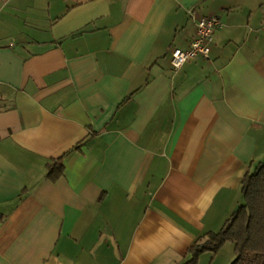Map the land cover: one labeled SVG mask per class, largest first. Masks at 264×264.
Wrapping results in <instances>:
<instances>
[{
    "label": "crops",
    "instance_id": "0c3cea01",
    "mask_svg": "<svg viewBox=\"0 0 264 264\" xmlns=\"http://www.w3.org/2000/svg\"><path fill=\"white\" fill-rule=\"evenodd\" d=\"M262 163L264 0H0V264H186Z\"/></svg>",
    "mask_w": 264,
    "mask_h": 264
},
{
    "label": "trees",
    "instance_id": "16d2710c",
    "mask_svg": "<svg viewBox=\"0 0 264 264\" xmlns=\"http://www.w3.org/2000/svg\"><path fill=\"white\" fill-rule=\"evenodd\" d=\"M79 148V147H77ZM64 158L48 165L47 178L56 183L64 174ZM244 203L217 233H207L190 248L191 260L198 264L201 255L217 254L226 244L234 245L231 264H264V163L249 171L242 181Z\"/></svg>",
    "mask_w": 264,
    "mask_h": 264
},
{
    "label": "built area",
    "instance_id": "2783aa9c",
    "mask_svg": "<svg viewBox=\"0 0 264 264\" xmlns=\"http://www.w3.org/2000/svg\"><path fill=\"white\" fill-rule=\"evenodd\" d=\"M191 17L196 20V36L187 49L176 48L171 53V64L175 71L198 58H209L211 54V45L214 41L216 30L221 25L217 17H199L196 11L190 12Z\"/></svg>",
    "mask_w": 264,
    "mask_h": 264
},
{
    "label": "rangeland",
    "instance_id": "374dc122",
    "mask_svg": "<svg viewBox=\"0 0 264 264\" xmlns=\"http://www.w3.org/2000/svg\"><path fill=\"white\" fill-rule=\"evenodd\" d=\"M230 244H231V243H229V245H230ZM230 246H232V244H231ZM230 248H232V247H230ZM226 250H227V249H226ZM224 252H225V251H224ZM224 252H223L224 255L222 254V256H224V259H225L226 257H225V253H224Z\"/></svg>",
    "mask_w": 264,
    "mask_h": 264
}]
</instances>
